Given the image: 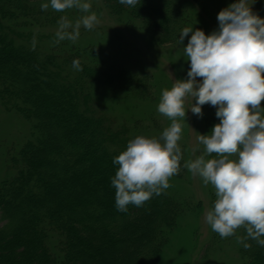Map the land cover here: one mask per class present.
I'll use <instances>...</instances> for the list:
<instances>
[{
  "label": "trees",
  "instance_id": "trees-1",
  "mask_svg": "<svg viewBox=\"0 0 264 264\" xmlns=\"http://www.w3.org/2000/svg\"><path fill=\"white\" fill-rule=\"evenodd\" d=\"M42 2L0 0V102L29 123L32 135L8 150L0 168V264H159L188 206L164 190L140 207L117 210L113 159L134 136L107 116L99 98L100 90L147 97L148 83L127 66L94 57L90 46L37 35L33 29L57 26L64 16L42 11ZM103 3L121 24L153 32L161 45L179 43L190 27L188 9L175 0H141L134 8ZM253 13L264 18V0ZM215 112L208 123H219ZM182 166L173 177H183ZM246 242L251 246L238 250L242 263L264 264V247Z\"/></svg>",
  "mask_w": 264,
  "mask_h": 264
},
{
  "label": "clouds",
  "instance_id": "clouds-1",
  "mask_svg": "<svg viewBox=\"0 0 264 264\" xmlns=\"http://www.w3.org/2000/svg\"><path fill=\"white\" fill-rule=\"evenodd\" d=\"M117 2L134 8L141 0ZM40 7L83 13L75 22L59 18L55 43H75L82 26L92 30L99 23L90 0H46ZM217 21L218 29L208 35L199 28L181 30L182 45L191 34L183 48L187 78L163 89L157 106L171 123L159 138L138 135L129 140L126 150L114 157L115 206L127 212L130 204L140 207L171 186L170 178L179 173L183 158L181 121L188 111L202 117V106L209 104L216 108L219 123L209 134H198L203 154L183 167L214 188L216 199L204 216L214 232L227 238L243 228L246 235L237 240L245 249L251 246L248 239L264 247V18L253 13L248 0H236L218 13ZM72 66L83 70L78 59ZM187 97L195 101L188 111Z\"/></svg>",
  "mask_w": 264,
  "mask_h": 264
},
{
  "label": "rangeland",
  "instance_id": "rangeland-1",
  "mask_svg": "<svg viewBox=\"0 0 264 264\" xmlns=\"http://www.w3.org/2000/svg\"><path fill=\"white\" fill-rule=\"evenodd\" d=\"M181 2L189 11L190 27L202 29L206 35L218 29V13L235 3L236 0H175ZM260 0H248L252 11ZM99 23L92 29L83 26L82 35L76 41L81 47L93 48L94 57L127 66L139 80L148 83L147 97L129 96L123 92L113 93L100 90L99 98L105 106L107 116L117 124H127L134 138L138 135L159 138L171 121L157 111L163 89H170L175 80L187 78L189 63L183 48L187 45L174 43L161 45L156 35L145 29H134L121 24L105 8L103 0H90ZM50 11H54L49 7ZM56 12V11H54ZM75 22L83 13L73 8L56 12ZM57 26L36 27L37 35L56 33ZM50 44V43H49ZM141 78V79H140ZM198 80L202 78H197ZM194 98L187 97L186 111L190 110ZM216 109L202 106V117L191 111L182 120V137L179 141L182 149L183 165L203 154L204 146L198 142V134L207 135L217 122L208 123ZM32 138L31 127L27 121L15 112H7L0 102V168L10 149L22 146ZM214 157L215 154H212ZM211 158V157H210ZM183 177H171L170 187L166 189L178 201L188 206L177 218L169 233V241L162 250L159 264H243L239 255L240 243L235 235L222 238L205 222L207 210L216 199L214 188L205 186L202 180L193 176L182 166ZM2 224H0L1 226Z\"/></svg>",
  "mask_w": 264,
  "mask_h": 264
}]
</instances>
